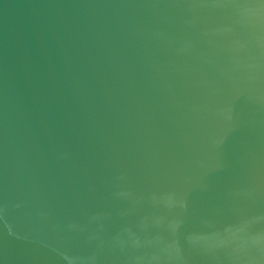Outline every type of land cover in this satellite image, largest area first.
<instances>
[{
	"label": "water",
	"instance_id": "obj_1",
	"mask_svg": "<svg viewBox=\"0 0 264 264\" xmlns=\"http://www.w3.org/2000/svg\"><path fill=\"white\" fill-rule=\"evenodd\" d=\"M0 264H264V0H0Z\"/></svg>",
	"mask_w": 264,
	"mask_h": 264
}]
</instances>
